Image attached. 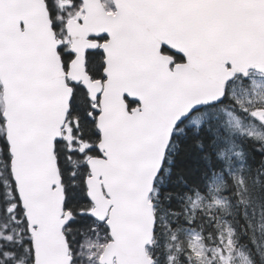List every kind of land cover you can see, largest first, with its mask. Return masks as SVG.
Returning a JSON list of instances; mask_svg holds the SVG:
<instances>
[{"label":"snow or ice","instance_id":"6c2138e0","mask_svg":"<svg viewBox=\"0 0 264 264\" xmlns=\"http://www.w3.org/2000/svg\"><path fill=\"white\" fill-rule=\"evenodd\" d=\"M253 71L264 0H0V264H264Z\"/></svg>","mask_w":264,"mask_h":264},{"label":"rangeland","instance_id":"374dc122","mask_svg":"<svg viewBox=\"0 0 264 264\" xmlns=\"http://www.w3.org/2000/svg\"><path fill=\"white\" fill-rule=\"evenodd\" d=\"M251 79L256 81L257 87L250 90L247 100H251L256 103H264V79L259 76H253ZM237 89H239V85H237ZM218 114L219 126L221 130L230 134L248 133V135L253 134L258 137H262L257 129L258 127L250 121H246L241 115V112L232 106L224 105V107L219 110ZM253 126L255 128H253ZM231 152H234V155L238 152L237 147L233 142L229 143L225 148L226 154H230ZM243 256H247L246 252H243ZM236 264H244L243 257H238Z\"/></svg>","mask_w":264,"mask_h":264},{"label":"trees","instance_id":"16d2710c","mask_svg":"<svg viewBox=\"0 0 264 264\" xmlns=\"http://www.w3.org/2000/svg\"><path fill=\"white\" fill-rule=\"evenodd\" d=\"M240 138H246V139L252 140V141H254V142L258 143V144L263 145L261 142L256 141L255 139L250 138V137H248V136H246V135H238V137H235V136H234V137H233V140H235V141L238 143V147H239V150H240L241 154H243L244 148H243V146L239 143V139H240ZM230 141H232V137H228V136H224V135H222L221 143L219 144V146H218V148H217L216 156H215V159H216V161L218 162V165H220V166H221V165L223 166V161H221V159H219V154H220V152L223 150V148L225 147V145H224L225 142H226V144L228 145V144L230 143ZM238 165L240 166V159H239ZM218 168H219V167H218ZM216 172H217V170H216ZM210 179H211V176H210V177L208 178V180L206 181V184H207V185L209 184ZM206 190H207V189H206ZM206 190H205V193H206ZM225 192H226V189L223 188V190H222V195L225 194ZM205 193H203V194H205ZM193 194H194V193H193ZM227 211H228V212H231L232 209H231V208H228ZM251 213H252V209L249 208V214H251ZM259 213H260V209H256V216H257V219H259ZM261 232H264V230H259V231H258V235H260ZM246 254L248 255L247 252H246Z\"/></svg>","mask_w":264,"mask_h":264},{"label":"flooded vegetation","instance_id":"af4514ba","mask_svg":"<svg viewBox=\"0 0 264 264\" xmlns=\"http://www.w3.org/2000/svg\"><path fill=\"white\" fill-rule=\"evenodd\" d=\"M253 76H258V75H256V74H254L253 72H252V74H251V77H253ZM251 77H250V79H251ZM222 107H224V106H221V108ZM264 129V128H263ZM217 170V169H216Z\"/></svg>","mask_w":264,"mask_h":264},{"label":"water","instance_id":"95a60500","mask_svg":"<svg viewBox=\"0 0 264 264\" xmlns=\"http://www.w3.org/2000/svg\"><path fill=\"white\" fill-rule=\"evenodd\" d=\"M264 75V74H263Z\"/></svg>","mask_w":264,"mask_h":264}]
</instances>
